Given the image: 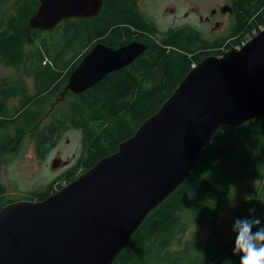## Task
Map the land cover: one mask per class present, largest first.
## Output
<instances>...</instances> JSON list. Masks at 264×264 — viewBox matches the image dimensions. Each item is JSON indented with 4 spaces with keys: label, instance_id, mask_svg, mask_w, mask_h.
Returning a JSON list of instances; mask_svg holds the SVG:
<instances>
[{
    "label": "trees",
    "instance_id": "1",
    "mask_svg": "<svg viewBox=\"0 0 264 264\" xmlns=\"http://www.w3.org/2000/svg\"><path fill=\"white\" fill-rule=\"evenodd\" d=\"M7 3L0 0V63L20 64L22 72L13 82L0 81V154L17 150L16 136L22 135L24 126L32 128L30 138L41 154L54 135L69 127L80 128L84 135L82 154L76 165L58 178L66 183L114 152L119 142L157 111L193 64L209 54L225 56L240 45L243 33L264 28V0H230L236 16L226 45L225 40L209 42L187 26L161 31L136 10L135 0H114L94 21L64 20L47 38L28 27L32 12L24 7L4 9ZM12 5L28 4L16 0ZM134 33L146 48L130 67L105 75L79 94H65L62 107L56 111L45 109L43 103L80 63L81 57L75 58L89 41L121 44ZM27 79L33 93L28 91ZM15 97L20 100L9 106L8 100ZM48 112L50 118L39 128V120ZM14 122L17 125L11 135L8 125ZM248 177L257 178L260 184L250 200L239 202L230 220L248 216V209L255 207L252 215L264 226V116L239 126L219 127L199 153L189 176L146 216L111 264H239V256L233 254L232 225L227 229L224 220H219V210L233 183ZM58 179L22 198H45L62 187L58 183L54 188ZM4 191L0 182V208L11 202L5 199ZM204 223L209 227L204 243L181 239L178 244L189 225Z\"/></svg>",
    "mask_w": 264,
    "mask_h": 264
},
{
    "label": "water",
    "instance_id": "2",
    "mask_svg": "<svg viewBox=\"0 0 264 264\" xmlns=\"http://www.w3.org/2000/svg\"><path fill=\"white\" fill-rule=\"evenodd\" d=\"M103 0H38L30 29L97 15ZM223 11H231L228 5ZM146 46L95 44L64 91L81 93ZM264 116V28L225 56L209 54L114 152L41 200L0 208V264H111L146 216L193 170L221 126ZM59 162H53L57 166Z\"/></svg>",
    "mask_w": 264,
    "mask_h": 264
},
{
    "label": "rangeland",
    "instance_id": "3",
    "mask_svg": "<svg viewBox=\"0 0 264 264\" xmlns=\"http://www.w3.org/2000/svg\"><path fill=\"white\" fill-rule=\"evenodd\" d=\"M12 0H8L10 3ZM143 3L142 8L146 9V16L153 17L155 20V25L158 29L165 31L170 29V27L175 28L181 25L183 22H191L194 27L197 28L199 33L209 40V42H214L219 40H225L223 45H226L227 39H230V34L233 27V18L228 15H223L221 12L211 18L209 23H205V26H201L198 19V14L205 13L209 15V10L215 8L216 5L229 4L230 0H140ZM195 3L200 4V12L192 11L190 6H194ZM8 5L4 6V9ZM187 10L190 12V17L188 20L182 18V13ZM214 21L219 22V24L214 25ZM200 28V29H199ZM242 34V40L246 41L257 33L253 29ZM38 36L50 37L49 31H38ZM55 35L54 37H57ZM228 44V43H227ZM226 51L229 49L221 48ZM230 52V51H229ZM215 55V54H214ZM219 56V55H218ZM222 56V55H220ZM76 59V58H75ZM20 74V64L14 66H8L0 63V81H15ZM25 78V77H24ZM26 79V78H25ZM26 81V86L29 93L32 91V83L29 79ZM55 93L46 99V108L51 111H56L60 109L62 105H58L51 109L50 103L53 101ZM14 105V100L9 102V106ZM50 116L43 120L47 121ZM42 122V123H43ZM14 124L8 125V130L11 135L14 134ZM22 126V124H20ZM24 132L21 136H16L18 141L17 150L14 151H4L0 154V182L4 185L5 191L4 196L8 201H15L21 199L24 195L31 191H42L46 188L47 184L52 180L60 178L64 169H52L51 158L58 157L60 159H67L74 163L77 157V142L79 140V134L74 129L62 131L56 138L55 142L49 145L48 149L43 153L42 156L36 152L33 141L27 135L28 128L24 126ZM1 135V134H0ZM67 140V141H66ZM216 141V139H213ZM54 185L57 188V184L60 183L62 186L66 184L65 181H60ZM260 184V180L257 178H243L236 180L232 187L231 193L228 200L219 210V220H224L226 228L228 229L232 224L231 219L232 212L237 209V206L242 200H250L252 192ZM59 190V189H58ZM209 232L208 224H202L193 227L189 225L185 233L181 235V239H195L201 245L207 239ZM196 250H194L195 252Z\"/></svg>",
    "mask_w": 264,
    "mask_h": 264
},
{
    "label": "flooded vegetation",
    "instance_id": "4",
    "mask_svg": "<svg viewBox=\"0 0 264 264\" xmlns=\"http://www.w3.org/2000/svg\"><path fill=\"white\" fill-rule=\"evenodd\" d=\"M16 0H12L10 3H7V5H8V9H11V10H13V9H17V7H21V8H23L25 11H29V12H32V13H34L35 12V10H36V8H37V5H38V0H21L22 2H25V3H27L28 5H26V6H23V5H21V6H13L12 5V3L13 2H15ZM35 2H36V5H35ZM113 3H114V0H103V2H102V6H101V8H100V10H99V12L97 13V15H95V16H93V17H87V18H68V19H65V20H84V21H86V22H92V21H94L96 18H97V16L98 15H100V13L105 9V7H111L112 5H113ZM224 5H227V4H224ZM27 6H29V7H27ZM142 6H143V3H140V0H135V7H136V10L137 11H139V12H141V13H143L144 15L146 14V9H144V8H142ZM200 4H198V3H195L194 4V6H190L189 8H191L192 9V11H198V12H200ZM222 6L223 5H216V7L215 8H211L210 10H209V15H205V13H199L198 14V21H199V23H200V25L201 26H205V23L207 24V23H209L210 22V20H211V18L212 17H214L215 15H217V13L219 14L220 12L223 14V15H228V16H230V17H232V18H234L235 19V16H236V13H235V11H234V8H233V6L229 3L228 4V6L231 8V11H223V8H222ZM31 16V15H30ZM29 16V17H30ZM146 16V15H145ZM182 18H184V20H188V18L190 17V12L189 11H187V10H185L183 13H182ZM28 17V18H29ZM149 20H151V21H153L154 23H155V20H154V18L153 17H149V16H146ZM64 23V20L63 21H61L59 24H63ZM217 24H219V22H217V21H214V25H217ZM157 26V25H156ZM182 26H187V27H191V28H194L195 30H197V28H195L194 26L195 25H193L191 22H182L181 23V25H179V26H176L175 28H178V27H182ZM157 28H158V26H157ZM170 28H172V27H170ZM200 29V28H199ZM198 31V30H197ZM199 32V31H198ZM205 38V37H204ZM131 41H137V42H139V43H142L143 44V42L140 40H138L137 39V34L136 33H134V36H133V38L131 39V40H128V41H126V42H124V43H117V44H113V45H108L109 47H111V48H113V49H117L118 47H120V46H122V45H125V44H127V43H129V42H131ZM97 43H102V44H104V45H107L105 42H103V41H100V40H98V39H92L91 41H89L81 50H80V52L78 53V55H77V57H76V59H78V58H80L81 57V59L84 57V55L95 45V44H97ZM145 45V44H144ZM138 56H140V55H138ZM137 56V57H138ZM135 58L132 62L134 63V61H137V59L139 58ZM81 59H80V61H81ZM79 61V62H80ZM131 62V63H132ZM131 63H129L128 65H126L125 67H123V68H120V69H118V70H115V71H111V72H109V73H107L106 75H111L112 73H114V72H119L120 70H123V69H127L128 67H130V65H132ZM20 72H22L21 70H20ZM70 74V73H69ZM68 78H69V75H68ZM104 78V77H103ZM102 78V79H103ZM101 79V80H102ZM100 80V81H101ZM67 82H68V79L65 81V82H63V84L58 88V89H56V91L54 92L55 93V97H54V99H53V101L50 103V107H51V109L52 108H54V107H56V106H58V105H62L63 103H64V97H65V94H67V93H73V94H79V93H75V92H73L72 90H70V89H68V90H66V91H64V88H65V86H66V84H67ZM11 100H14V104H16V103H18V101L20 100L18 97H15V98H11V99H9L8 100V102H10ZM43 106H46V102L45 103H43ZM48 115L50 116V113L48 112V113H46V116L45 117H43V118H41L39 121V128H41L43 125H44V123L46 122V121H44L43 122V120L44 119H46L47 117H48ZM49 119V118H48ZM43 122V123H42ZM31 129L32 128H29L28 129V133H27V135H29V138H30V135L32 134L31 133ZM70 129H74L75 131H77L78 132V134H79V140H78V142H77V146H78V150H77V157L78 158H76L77 160L74 162V163H71V161H69V160H67V159H60V158H58V157H54V158H51V164H50V166H51V168L52 169H54V170H56V169H64V171H66L67 169H70V168H72L73 166H75L76 165V162L78 161V159H79V157H80V155L82 154V149H83V140H84V135H83V131L80 129V128H76V127H69V128H67L66 130H70ZM36 137V135H34V138ZM57 137V135H54V138H53V140H52V142L50 143V144H48L47 145V147H45L43 150H44V152L48 149V147H49V145H51V144H53L56 140H55V138ZM32 141H33V139L32 138H30ZM67 141V140H66ZM33 143H34V141H33ZM34 147H35V143H34ZM35 150H36V147H35ZM36 152H37V150H36ZM38 153V152H37ZM39 154V156H42L43 154H41V153H38ZM53 162H59V164L57 165V166H53L52 164H53ZM63 171V172H64ZM62 172V173H63ZM31 192H36V191H31ZM31 192H29V193H31ZM28 193V194H29ZM27 195V194H26ZM26 195H24V196H26ZM22 199H25V198H22Z\"/></svg>",
    "mask_w": 264,
    "mask_h": 264
},
{
    "label": "clouds",
    "instance_id": "5",
    "mask_svg": "<svg viewBox=\"0 0 264 264\" xmlns=\"http://www.w3.org/2000/svg\"><path fill=\"white\" fill-rule=\"evenodd\" d=\"M255 211V207H251L248 216L233 220V254L239 256V264H264V226L260 218L252 215Z\"/></svg>",
    "mask_w": 264,
    "mask_h": 264
},
{
    "label": "built area",
    "instance_id": "6",
    "mask_svg": "<svg viewBox=\"0 0 264 264\" xmlns=\"http://www.w3.org/2000/svg\"><path fill=\"white\" fill-rule=\"evenodd\" d=\"M246 41H247V40H246ZM246 41H241V42H240V45L237 46L236 49H239L242 45H244V43H245Z\"/></svg>",
    "mask_w": 264,
    "mask_h": 264
}]
</instances>
